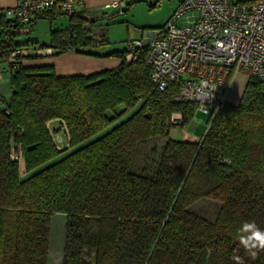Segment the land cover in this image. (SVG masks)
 <instances>
[{
    "label": "trees",
    "instance_id": "1",
    "mask_svg": "<svg viewBox=\"0 0 264 264\" xmlns=\"http://www.w3.org/2000/svg\"><path fill=\"white\" fill-rule=\"evenodd\" d=\"M61 15L67 26L50 28L46 41L19 40L36 17ZM94 22L79 10L48 9L27 26L0 15V56L17 58L7 66L9 99L0 103V264H47L56 212L66 215L61 264H85V250L92 264H237L236 256L264 264V251L252 257L238 241L245 221L264 229V79L248 76L239 101L207 116L197 141L175 139L171 129L189 122L196 104L174 99L177 84L158 88L142 58L127 60L130 39L97 50L106 40L89 34ZM42 48L121 61L69 75L52 64L22 65ZM175 112L181 122L170 120ZM53 118L65 124L69 149L56 146ZM152 139L161 140L155 168L136 170L140 147ZM201 197L220 202L213 220L188 208Z\"/></svg>",
    "mask_w": 264,
    "mask_h": 264
},
{
    "label": "built area",
    "instance_id": "2",
    "mask_svg": "<svg viewBox=\"0 0 264 264\" xmlns=\"http://www.w3.org/2000/svg\"><path fill=\"white\" fill-rule=\"evenodd\" d=\"M81 1L18 0L0 8V15L27 24L48 9L72 13ZM123 4L115 0L108 6ZM137 58L151 67L158 88L177 84L174 99L195 103L211 120L226 102L234 72L264 79V0H178L161 26L140 29L128 41L126 59ZM9 63H17L16 51L0 56V80ZM170 120L181 122L182 114L175 112ZM11 157L20 160L21 154L13 151Z\"/></svg>",
    "mask_w": 264,
    "mask_h": 264
},
{
    "label": "rangeland",
    "instance_id": "3",
    "mask_svg": "<svg viewBox=\"0 0 264 264\" xmlns=\"http://www.w3.org/2000/svg\"><path fill=\"white\" fill-rule=\"evenodd\" d=\"M177 2L178 0H136L130 9L122 14L116 13L100 16L99 19L95 20L94 25H89V34L95 39H105L106 43L103 45H97L95 48L100 51L112 48H124L126 40L137 37L140 29L150 30L154 27L161 26L169 17ZM67 24L68 20L64 15L58 16L54 19H49L46 16H38L34 19V23L29 32H22L19 35V40L25 41L26 39L31 38L39 41H46L49 37L50 28L64 27L67 26ZM10 92L9 72L5 71L2 80H0V96L2 95L0 103L9 99ZM122 108V105H118L113 110L108 111V114L111 115L117 113ZM130 112L131 111H127L125 115H128ZM206 120L207 114L196 110L189 122L183 125V127L177 126L176 129L182 127L187 130L189 134H196L198 136L205 130ZM56 124L57 123L55 122L52 126H55ZM160 146V139H152L143 144L137 154L134 168L139 171L153 170L157 163ZM19 163L21 174L24 176L22 159H20ZM219 206L220 202L218 200L210 197H201L188 208L209 220H213ZM65 222L66 215L64 213L56 212L50 217L47 264H60L62 261ZM93 255V251L85 250V264L93 263Z\"/></svg>",
    "mask_w": 264,
    "mask_h": 264
},
{
    "label": "crops",
    "instance_id": "4",
    "mask_svg": "<svg viewBox=\"0 0 264 264\" xmlns=\"http://www.w3.org/2000/svg\"><path fill=\"white\" fill-rule=\"evenodd\" d=\"M17 1L18 0H0V8L12 6ZM113 1L115 0H82L77 6V10L81 11L83 16L86 18L90 20H96L105 14H116V7L108 6V4L112 3ZM120 1L124 2L125 0ZM30 25L32 27L33 23H30ZM54 52L55 49L53 48L30 50V54L37 55L23 58L22 65L52 64L54 66L55 72L58 75H69L94 73L103 69L115 67L121 61V58L116 56H100L76 52L75 50H68L62 53ZM247 79L248 76L242 72H234L231 75L225 90L226 102L236 104L239 101ZM55 122L57 124L52 126V124ZM47 124L54 141L56 138L59 140V143H56L57 147L69 148V138L65 124L58 118L50 119ZM182 127H180V129L172 128L169 135L175 139L191 141H197L202 135H191Z\"/></svg>",
    "mask_w": 264,
    "mask_h": 264
},
{
    "label": "clouds",
    "instance_id": "5",
    "mask_svg": "<svg viewBox=\"0 0 264 264\" xmlns=\"http://www.w3.org/2000/svg\"><path fill=\"white\" fill-rule=\"evenodd\" d=\"M238 241L249 255L255 257L258 251H264V229L260 228L255 221H245L238 230ZM234 259L237 264H243L239 256Z\"/></svg>",
    "mask_w": 264,
    "mask_h": 264
},
{
    "label": "water",
    "instance_id": "6",
    "mask_svg": "<svg viewBox=\"0 0 264 264\" xmlns=\"http://www.w3.org/2000/svg\"><path fill=\"white\" fill-rule=\"evenodd\" d=\"M9 20H13V18H8Z\"/></svg>",
    "mask_w": 264,
    "mask_h": 264
}]
</instances>
